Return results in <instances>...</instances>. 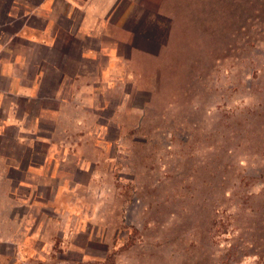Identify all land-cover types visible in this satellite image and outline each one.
I'll return each mask as SVG.
<instances>
[{"label": "rangeland", "instance_id": "rangeland-1", "mask_svg": "<svg viewBox=\"0 0 264 264\" xmlns=\"http://www.w3.org/2000/svg\"><path fill=\"white\" fill-rule=\"evenodd\" d=\"M170 3L156 93L0 119V264H264V0Z\"/></svg>", "mask_w": 264, "mask_h": 264}, {"label": "crops", "instance_id": "crops-1", "mask_svg": "<svg viewBox=\"0 0 264 264\" xmlns=\"http://www.w3.org/2000/svg\"><path fill=\"white\" fill-rule=\"evenodd\" d=\"M170 2L0 0L2 125L34 119L64 136L85 124L81 111L156 93L177 24Z\"/></svg>", "mask_w": 264, "mask_h": 264}, {"label": "trees", "instance_id": "trees-1", "mask_svg": "<svg viewBox=\"0 0 264 264\" xmlns=\"http://www.w3.org/2000/svg\"><path fill=\"white\" fill-rule=\"evenodd\" d=\"M259 1H260V0H259ZM257 2H258V0H256V4H255V5H256V8L260 6L259 4H257ZM262 11H263V13H264V8H262Z\"/></svg>", "mask_w": 264, "mask_h": 264}]
</instances>
